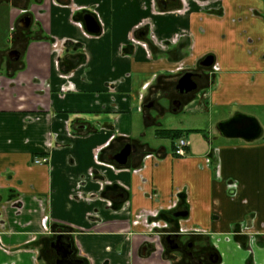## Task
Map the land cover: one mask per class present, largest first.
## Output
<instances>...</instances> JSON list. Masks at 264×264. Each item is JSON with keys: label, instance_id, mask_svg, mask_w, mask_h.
Instances as JSON below:
<instances>
[{"label": "crops", "instance_id": "crops-1", "mask_svg": "<svg viewBox=\"0 0 264 264\" xmlns=\"http://www.w3.org/2000/svg\"><path fill=\"white\" fill-rule=\"evenodd\" d=\"M9 1L0 57L20 56L0 62V264H50L59 228L84 264H175L171 232L214 264H264V0ZM23 9L29 27L12 28ZM189 69L197 88L175 107ZM185 108L165 128L184 156L178 136L161 151L163 128L145 137L151 109ZM238 113L257 138L221 134Z\"/></svg>", "mask_w": 264, "mask_h": 264}, {"label": "water", "instance_id": "water-1", "mask_svg": "<svg viewBox=\"0 0 264 264\" xmlns=\"http://www.w3.org/2000/svg\"><path fill=\"white\" fill-rule=\"evenodd\" d=\"M162 4L164 0H161ZM83 20L85 22L86 29L91 33H98L99 26L95 20V18L86 13L83 15ZM30 24V16L27 15L22 18L18 26L22 29H25ZM10 57L12 59H17L19 57L18 51H13L10 53ZM213 63V57L211 55H207L203 61L200 63L203 66H210ZM193 73L192 72H185L183 73L179 79L177 80L176 89L180 92H190L197 88V84L195 81L192 80ZM175 107L179 105V103H173ZM218 129L221 134L225 137L229 138H242L245 140H252L257 138L261 133V127L257 120L248 115L244 114H235L232 117L221 121L218 123ZM164 148L161 149L163 151ZM135 151V146L130 143H126L123 147L116 152L115 154L111 155L110 158L114 160L116 163L120 165H124L127 162V158L131 152ZM175 217H184L187 215V211H177L173 214ZM56 235L54 239L50 242V248L55 252L57 255V259L55 264H83L82 259L73 258L71 255L73 253L72 243L70 237L66 235L62 229H57ZM165 241L168 244L170 249H178V234H168L165 236ZM191 259L193 264H199L200 261L196 259L191 252L187 253ZM213 263H216L217 260H212Z\"/></svg>", "mask_w": 264, "mask_h": 264}, {"label": "flooded vegetation", "instance_id": "flooded-vegetation-1", "mask_svg": "<svg viewBox=\"0 0 264 264\" xmlns=\"http://www.w3.org/2000/svg\"><path fill=\"white\" fill-rule=\"evenodd\" d=\"M9 2H10L9 0H0V11H1V9L3 7L8 6L9 5ZM8 11H9V9H8ZM27 15H29L28 12L25 11V10H23V14L16 21L13 22L12 28L22 29L21 27L18 26V23H19V21L22 18H24ZM27 28H25V29H27ZM3 50H4L5 54L2 57H0V62L3 61V60H11L12 58L10 57V53L13 52V51H18L19 52V56H20V51L18 49H16V48H10V47H8L6 45ZM185 72H192L193 73L192 79L194 81H196V79L198 78V76L201 77V73L200 72H197V71H195L193 69H189V70H187ZM185 72H183V73H185ZM176 92L177 93L173 97L172 102L173 103L174 102H177V103H179V105H181L183 103V98L190 93V92H180L178 89H176ZM178 211H183V210H178ZM171 234H178V241H177V243H178V246L179 247H178V249H175V250L172 249V251L176 254L175 264H193L191 262V259H190L189 255L187 254L188 252H191L193 254V256L200 261L199 264H206L207 262H210L211 264H214L212 262V260H214V259L217 260L218 259L216 252L213 251V248H210V249L208 247L206 249L205 248L204 249L202 248L200 250L201 253H198L197 250L195 249L196 240L193 237H189V238L188 237H181V234L179 232H171ZM164 241H165V239H164ZM249 250H250V248H249ZM53 253L55 255L54 256V260L51 261L50 264H55V261L57 259V255L55 254L54 251H53ZM71 256L73 258H76V259H81V258H79V257H77L75 255L74 250H73V253H72ZM83 264H84V260H83Z\"/></svg>", "mask_w": 264, "mask_h": 264}, {"label": "rangeland", "instance_id": "rangeland-1", "mask_svg": "<svg viewBox=\"0 0 264 264\" xmlns=\"http://www.w3.org/2000/svg\"><path fill=\"white\" fill-rule=\"evenodd\" d=\"M9 6V5H8ZM5 6L1 9V13L0 14V26L2 27V29H0V45L5 43V39L6 36L8 35L7 32H4L5 28L8 25V9L9 7ZM24 10V9H23ZM22 10V11H23ZM20 11V10H19ZM163 103L167 104L168 103V99H163ZM186 108L185 109H181L178 112H171V111H163L159 112L157 110L151 109L150 111V117L154 119V122L152 124L149 125V127L147 126L146 128V135L145 137L147 138H151V131L156 130V129H160V128H170L171 126L180 124V122H185V119H187V113H186ZM152 137H155V135L153 134ZM181 136L179 135L178 138H180ZM177 138V139H178ZM185 138V137H184ZM154 139V138H153ZM158 141L161 142V148H165L166 151H169L170 147H169V142L170 140L166 139V138H160L157 137L155 138ZM155 140V141H157ZM157 141V142H158Z\"/></svg>", "mask_w": 264, "mask_h": 264}, {"label": "built area", "instance_id": "built-area-1", "mask_svg": "<svg viewBox=\"0 0 264 264\" xmlns=\"http://www.w3.org/2000/svg\"><path fill=\"white\" fill-rule=\"evenodd\" d=\"M187 144H188V142L184 137H180V138L176 139V141L174 142V145H173L174 154L179 156V157L184 156L186 153ZM46 161H47L46 158L35 159L36 163H44ZM156 238H157V240H159V236L158 237L156 236Z\"/></svg>", "mask_w": 264, "mask_h": 264}, {"label": "trees", "instance_id": "trees-1", "mask_svg": "<svg viewBox=\"0 0 264 264\" xmlns=\"http://www.w3.org/2000/svg\"><path fill=\"white\" fill-rule=\"evenodd\" d=\"M157 134L163 138L170 137L171 139H174L175 137L179 136L180 131L175 130V129H160V130H157Z\"/></svg>", "mask_w": 264, "mask_h": 264}, {"label": "bare ground", "instance_id": "bare-ground-1", "mask_svg": "<svg viewBox=\"0 0 264 264\" xmlns=\"http://www.w3.org/2000/svg\"><path fill=\"white\" fill-rule=\"evenodd\" d=\"M165 243H166V241H165ZM173 250H175V249H173Z\"/></svg>", "mask_w": 264, "mask_h": 264}]
</instances>
